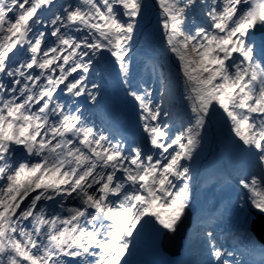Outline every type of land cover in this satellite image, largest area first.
<instances>
[{
	"label": "snow or ice",
	"instance_id": "obj_1",
	"mask_svg": "<svg viewBox=\"0 0 264 264\" xmlns=\"http://www.w3.org/2000/svg\"><path fill=\"white\" fill-rule=\"evenodd\" d=\"M154 3L171 56L150 65L159 101L129 81L148 0H0V264H126L130 238L150 221L163 243L187 224V162L220 114L259 168L238 182L251 210L241 228L259 259L217 246L209 230L208 264H264V37L258 51L254 35L264 0ZM110 64L140 111L141 142L97 130L76 104L96 102L93 77ZM174 92L189 114L173 134Z\"/></svg>",
	"mask_w": 264,
	"mask_h": 264
},
{
	"label": "rangeland",
	"instance_id": "obj_2",
	"mask_svg": "<svg viewBox=\"0 0 264 264\" xmlns=\"http://www.w3.org/2000/svg\"><path fill=\"white\" fill-rule=\"evenodd\" d=\"M72 2H75V0H72ZM150 3L152 4V0L151 2L150 0H148V5ZM155 8H153L152 10L151 5L148 6L146 16L141 21V27H143V25H147L149 30L147 31V33L140 31V38H138L137 43L144 45L143 43L146 42V36H151V38L156 37V44L159 48L158 51H154L153 49L152 51H149L148 48L141 45H139V47L148 54H153V56H155L153 62L157 61L159 58L161 59L164 56H168V59L171 60L170 54L166 52L164 40L162 39L161 41H159L160 38L163 37L162 31L158 25L157 20L158 9L156 8L157 10L155 11ZM150 17H152V20L149 22ZM199 22V19H197L196 23ZM188 24H192L191 15ZM131 56L132 52L130 53V57ZM132 60L136 61L138 59L133 58ZM132 63L133 62H131V64ZM136 63L137 70L141 69L139 62L136 61ZM144 71H146V80H144L143 82V88L147 87L152 92L153 101H159L160 85L156 82L155 77L152 75L150 66L148 67V69H144ZM103 73L111 76L118 75V80L124 81L122 74L119 72V69L114 64H110L109 69ZM120 85L116 82L110 83L109 86L105 87L100 85V88L98 89L99 95L96 101L99 105H101L104 110L109 109L111 106H117L121 111H123V114L119 119V124L125 126L127 124L130 125L133 120L137 122L138 113L136 111V103L127 94L128 91L125 92L121 90L122 88H120ZM177 87L179 91H182V81L178 82ZM170 105L171 107H169ZM165 107L173 113L172 117L169 120V122L172 124L171 129H173L174 127H176L175 124L177 115L181 112L187 111L186 102L182 100L178 92H174L171 98L166 99ZM210 131L212 135L210 134ZM210 136L217 138L219 152L216 156L213 153L210 154V152L215 151L214 146L209 145L208 139ZM247 159H249V157L238 147V144L230 131L226 118L223 117L222 114H220L219 116L217 115L216 117H213L211 121L207 124L206 130L203 133L202 144L194 153L193 159L190 162L195 165V171L207 173L209 170H211L212 166H214L213 168H226V166H228L230 167L229 169L232 170L234 162H244ZM255 173L258 174L259 172ZM190 191L191 201L189 211L194 217L197 214L199 215V206L202 202L207 203L211 200L213 201L214 196L223 195L227 193V191L219 189L215 185V183L209 187H200L198 184L195 187L191 185ZM243 197L244 196L241 195L240 200L229 208L226 217L228 225H232L238 222L241 223V221L244 220L245 215L250 213L251 210L248 207L247 201L243 199ZM157 228L158 226L155 225L152 231L150 232L151 241L148 247V251H151L150 253L152 260H149L147 264H155V261H153V259L160 260L162 257L161 254L163 252L161 251L159 246L161 234H158ZM205 234L197 236L195 229L189 231L188 238L184 241L180 255L176 257L177 259L174 262L167 264H208L210 256ZM215 243L217 244V246H220L217 243L216 237ZM136 250L138 251L137 254L143 251L141 247L139 249L136 248Z\"/></svg>",
	"mask_w": 264,
	"mask_h": 264
},
{
	"label": "water",
	"instance_id": "obj_3",
	"mask_svg": "<svg viewBox=\"0 0 264 264\" xmlns=\"http://www.w3.org/2000/svg\"><path fill=\"white\" fill-rule=\"evenodd\" d=\"M262 30V27H258L255 31ZM190 223V213L188 211V220L185 227H182L180 231H178L175 234H167L163 238L162 248L163 250L168 253L170 256H177L180 252V249L182 247V239L185 235L186 229L189 226Z\"/></svg>",
	"mask_w": 264,
	"mask_h": 264
},
{
	"label": "trees",
	"instance_id": "obj_4",
	"mask_svg": "<svg viewBox=\"0 0 264 264\" xmlns=\"http://www.w3.org/2000/svg\"><path fill=\"white\" fill-rule=\"evenodd\" d=\"M150 2H151V0H150ZM154 0H152V4L150 3L149 5H151V7H152V10H153V8H155L154 7ZM157 9L155 8V11H156ZM152 20V17H150V19H149V22ZM142 25V24H141ZM143 29H148V26L147 25H143V27H141V30H143ZM140 30V31H141ZM139 33V32H138ZM138 33H137V35H138ZM162 37H163V34H162ZM137 39V38H136ZM136 41V40H135ZM217 116V115H216ZM216 116H214V117H216ZM219 116V115H218ZM210 134H211V131H210ZM212 135V134H211ZM209 145H213L214 146V148H215V155H217L218 154V152H219V145H218V143H217V138H214L213 136H210L209 137ZM162 260H164V261H166V262H169L171 259L168 257V256H163V259ZM159 261H157V263H158Z\"/></svg>",
	"mask_w": 264,
	"mask_h": 264
}]
</instances>
